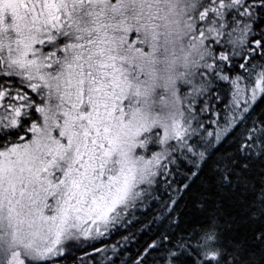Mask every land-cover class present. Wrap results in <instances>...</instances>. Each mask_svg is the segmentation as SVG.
<instances>
[{
	"label": "snow or ice",
	"instance_id": "6c2138e0",
	"mask_svg": "<svg viewBox=\"0 0 264 264\" xmlns=\"http://www.w3.org/2000/svg\"><path fill=\"white\" fill-rule=\"evenodd\" d=\"M0 264H264V0H0Z\"/></svg>",
	"mask_w": 264,
	"mask_h": 264
}]
</instances>
